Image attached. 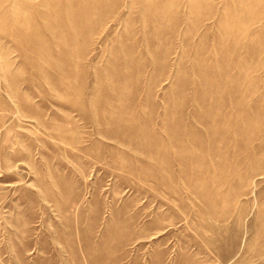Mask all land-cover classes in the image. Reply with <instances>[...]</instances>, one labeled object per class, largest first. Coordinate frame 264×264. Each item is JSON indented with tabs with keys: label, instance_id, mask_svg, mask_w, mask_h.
Instances as JSON below:
<instances>
[{
	"label": "rangeland",
	"instance_id": "1",
	"mask_svg": "<svg viewBox=\"0 0 264 264\" xmlns=\"http://www.w3.org/2000/svg\"><path fill=\"white\" fill-rule=\"evenodd\" d=\"M0 264H264V0H0Z\"/></svg>",
	"mask_w": 264,
	"mask_h": 264
}]
</instances>
